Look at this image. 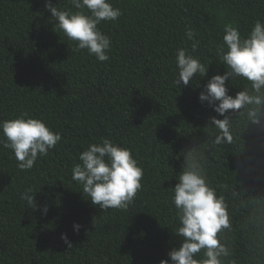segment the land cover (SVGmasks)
<instances>
[{
	"label": "trees",
	"instance_id": "16d2710c",
	"mask_svg": "<svg viewBox=\"0 0 264 264\" xmlns=\"http://www.w3.org/2000/svg\"><path fill=\"white\" fill-rule=\"evenodd\" d=\"M46 2L0 0V121L27 112L62 136L28 171L0 144V264L169 259L182 241L172 196L189 149L228 205L230 227L218 234L229 251L223 264H264V111L259 123L244 109L232 113V143L215 145L220 130L210 119L224 117L199 101L208 80L228 70L217 54L223 26L231 23L246 36L257 20L264 22V0H110L122 15L98 25L112 42L104 62L74 51L76 42L55 28ZM50 2L76 11L70 0ZM180 48L209 70L177 87ZM226 87L233 97L251 92L239 77ZM102 138L130 149L144 170L142 190L126 210L102 211L72 179L80 153ZM29 188L38 208L48 206L46 215L21 199ZM73 224L81 226L78 234Z\"/></svg>",
	"mask_w": 264,
	"mask_h": 264
},
{
	"label": "clouds",
	"instance_id": "9594fccd",
	"mask_svg": "<svg viewBox=\"0 0 264 264\" xmlns=\"http://www.w3.org/2000/svg\"><path fill=\"white\" fill-rule=\"evenodd\" d=\"M76 11L58 10L50 0L45 7L51 13L55 28L69 41L76 42L74 51L86 50L98 61L109 60L107 52L111 49V39L98 28L102 22L117 21L122 15L119 8L113 7L110 0H70ZM87 10V13L84 10ZM222 43L218 49L219 59L227 69L223 75L212 76L199 95V101L207 103L223 119H210V124L220 130L212 143L221 145L232 143L230 116L232 113L246 110L252 123H259L261 111H264V22L257 20L246 36H242L238 27L231 23L223 26ZM188 39L194 38L191 28L186 30ZM198 42L193 43L195 52ZM177 87L187 86L199 74L207 76L206 67L185 49L180 48L175 56ZM239 77L251 83V92L247 89L228 94L226 81ZM231 110V111H230ZM0 144L10 149L21 171L31 170L37 159L46 156L50 149L62 140L59 132H54L38 118H32L27 112L18 117L0 121ZM79 161L72 170V179L82 185V191L94 206L104 211L108 209L126 210L133 203L137 193L142 190L144 170L133 157L130 149L121 147L108 138L99 143L89 144L87 150L79 155ZM184 171L179 173L172 196L177 210L179 227L176 235L182 238L180 246L168 253L169 259L160 264H223L221 257H227L229 251L218 238V234L230 227L228 205L223 195H217L210 186L203 163L194 149H189L184 157ZM33 189L21 194L34 211L46 215L48 206H37ZM79 224H73L77 234ZM61 240L72 246L67 233L61 234ZM203 259H197L198 253Z\"/></svg>",
	"mask_w": 264,
	"mask_h": 264
}]
</instances>
